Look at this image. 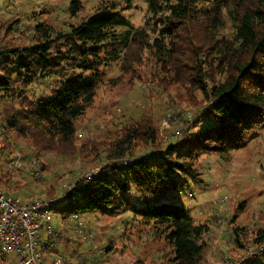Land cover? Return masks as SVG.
Masks as SVG:
<instances>
[{"label": "trees", "instance_id": "16d2710c", "mask_svg": "<svg viewBox=\"0 0 264 264\" xmlns=\"http://www.w3.org/2000/svg\"><path fill=\"white\" fill-rule=\"evenodd\" d=\"M136 1L99 0L87 13L82 0H68L53 7L58 25L39 19L48 12L41 6L5 27L6 35L18 34L0 40V185L11 195L24 185L1 164L14 155L12 134L29 141L36 158L78 151L84 161L99 163L100 171L78 177L56 207L76 202L69 210L75 228L56 237L55 251L65 244L63 253L71 259L64 264L100 263L101 250L114 246L110 234L101 250L80 254L81 241L77 251L67 247L69 230L81 232V216L98 215L118 217L119 227L130 233L149 227L141 234L163 238L170 247L168 264H209L219 223L215 216L198 222L183 193L205 182L202 157L228 159L264 132V0H144L149 15L138 28L126 14ZM114 65L118 73L109 77ZM125 81L162 90L164 117L170 110V123H178L176 137L163 139L162 119L144 112L102 139L79 143L77 122L99 89ZM236 216L227 218L231 254L251 248L243 240L249 230ZM253 232L251 244L264 245V221ZM245 264H264V249Z\"/></svg>", "mask_w": 264, "mask_h": 264}, {"label": "rangeland", "instance_id": "374dc122", "mask_svg": "<svg viewBox=\"0 0 264 264\" xmlns=\"http://www.w3.org/2000/svg\"><path fill=\"white\" fill-rule=\"evenodd\" d=\"M98 1L82 0L89 7L86 12L91 13V7ZM67 2L63 0H1L0 20H3L0 21V40L5 38L4 41H8L18 34H5V27L14 18L22 16L27 11L31 12L34 8L42 9L41 6H44L48 12L41 14L39 19L43 20L45 17L48 23L58 25L59 19L54 18L55 15L53 17V7L65 6ZM135 5L133 9L127 10L126 14L135 27H143L149 15L148 5L144 0H137ZM5 12L7 14H4ZM117 73L118 66L114 65L108 72V76L111 77ZM165 101L166 97L160 88L154 85L148 86L143 81L133 83L125 81L116 86L105 84L99 89L92 107L77 122L78 141L79 143L87 142L89 139H94L96 135L102 139L108 130H115L117 125H121L127 119H139L144 112L151 113L154 118L163 121ZM182 109H187V107L183 106ZM195 112L197 110L187 113L186 117L193 119ZM167 113L171 111L168 110ZM162 121L160 130L163 139H168V134L171 139L176 137L173 135L176 124L170 123V127H163ZM11 138L16 144L13 154L15 151H20L25 161L21 169L15 171L13 169L14 177L24 184L22 189L16 193L22 198H31L34 193L46 197L59 194L65 181L70 180L73 183L78 177H84L91 168L100 165L99 163L91 165L84 161L83 155H76L78 151L74 154L66 153L65 156L55 152H46L41 155V159L36 158L33 155L34 146L29 141L16 138L14 134ZM33 161L36 163L33 164ZM201 161L200 168H203V164L206 167L203 173L205 182L192 183L189 186V189L183 193L184 205L198 222L210 221L214 216L217 218L219 226L215 227L217 235L210 243L209 264H236L234 261L244 255L246 250L230 253L233 243L225 238L229 226L227 218L234 214L237 215L236 223L244 225L249 230L243 237L246 244L251 247L248 250L258 249L251 244L254 237L253 231L256 225L264 221V132H261V135L251 140L246 146L232 151L228 159L206 155ZM35 167L41 172L39 180L30 173ZM75 207L76 202L66 200L62 209L54 210V224L59 230L62 229L65 232L74 227L75 223L69 210ZM64 216L66 218H63ZM117 219L118 217L102 215L81 216V232L69 230L68 235L72 241L67 247L77 251L79 248L77 242L81 241L80 254L88 252L89 248H100L101 250L109 239V235L114 234L110 237L114 240L112 251L110 249L106 253L101 250L103 259L97 264H134L138 260L144 264H168L170 247L163 238L141 234L142 231H148L149 227H142L143 230L139 233L135 229L134 233H130L127 229L123 231ZM236 223L231 226H235ZM58 248L63 253L66 246L60 243ZM57 254L58 252L54 251L47 256V262L53 263V258Z\"/></svg>", "mask_w": 264, "mask_h": 264}, {"label": "built area", "instance_id": "2783aa9c", "mask_svg": "<svg viewBox=\"0 0 264 264\" xmlns=\"http://www.w3.org/2000/svg\"><path fill=\"white\" fill-rule=\"evenodd\" d=\"M171 118L170 113L164 117L163 127L169 126ZM34 163L36 161H33ZM1 164L13 171L21 169L25 161L21 152L15 151L11 158H7ZM99 171L100 166H94L85 177L91 178ZM30 173L37 178L41 177V172L36 167ZM73 186L74 182L67 180L59 194L46 197L34 193L31 198H22L20 195L8 194L0 185V256L14 255L17 264H49L47 256L56 250V237L59 234V229L54 224V210L66 199L68 191ZM76 231L80 229L76 228ZM263 249L264 245L256 250H250L234 263H248ZM65 260L66 255L58 252L51 264H64Z\"/></svg>", "mask_w": 264, "mask_h": 264}, {"label": "crops", "instance_id": "0c3cea01", "mask_svg": "<svg viewBox=\"0 0 264 264\" xmlns=\"http://www.w3.org/2000/svg\"><path fill=\"white\" fill-rule=\"evenodd\" d=\"M17 258L14 255L6 256V261H2L0 264H16Z\"/></svg>", "mask_w": 264, "mask_h": 264}]
</instances>
